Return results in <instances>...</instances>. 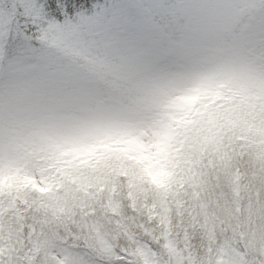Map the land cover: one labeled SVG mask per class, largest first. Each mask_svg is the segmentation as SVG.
<instances>
[{
  "label": "snow or ice",
  "instance_id": "1",
  "mask_svg": "<svg viewBox=\"0 0 264 264\" xmlns=\"http://www.w3.org/2000/svg\"><path fill=\"white\" fill-rule=\"evenodd\" d=\"M0 264H264V0H0Z\"/></svg>",
  "mask_w": 264,
  "mask_h": 264
}]
</instances>
